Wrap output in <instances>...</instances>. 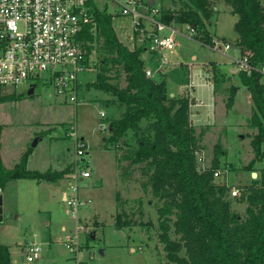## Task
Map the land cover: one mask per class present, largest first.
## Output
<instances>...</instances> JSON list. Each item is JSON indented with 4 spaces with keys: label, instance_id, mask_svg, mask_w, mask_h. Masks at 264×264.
Wrapping results in <instances>:
<instances>
[{
    "label": "rangeland",
    "instance_id": "rangeland-1",
    "mask_svg": "<svg viewBox=\"0 0 264 264\" xmlns=\"http://www.w3.org/2000/svg\"><path fill=\"white\" fill-rule=\"evenodd\" d=\"M155 1L159 8L178 9L181 6V0ZM213 21L210 31L215 42L219 45H223L224 41L233 43L236 16L230 13L227 4L222 2ZM113 24L119 39L129 48H134L138 41H132L129 37L130 22L125 18H116ZM182 30L186 32L185 27ZM176 40L179 49L173 56L175 64L166 66L164 70L168 92L178 95L185 89L178 97L193 99L191 92L194 90V96L205 103L200 109L202 119H206V103L211 101V91L201 84L207 80L202 72L209 74L208 78L214 85L217 83L219 93L214 97L212 121L197 128V143L200 146L197 161L200 167H209L213 147L216 142L221 143L225 153L220 158L217 170L221 172L215 176V181L229 185L227 197L231 198L234 186L247 189L251 183L253 175L243 166L253 158L250 135L256 130L248 125L252 107L247 104L246 92L238 91L232 109L226 108L230 84L222 79L232 75V58L236 56L237 49L232 47L227 52L216 51L214 46L210 48L201 40L192 39L183 33L177 35ZM92 55V59L99 63L98 53L94 51ZM189 66L190 72L187 71ZM98 71L99 65L96 64L94 73L79 74L81 86L77 105L65 101L64 97L50 96L52 89L42 83L38 84L32 96L27 95L28 87L10 86L0 90L1 95L14 96L0 102L2 166L12 168L28 151V169L61 171L70 166L62 175L63 180L54 182V185L49 184V187L41 188L34 186L36 184L20 182L6 186L5 221L11 226L13 235H24L17 237L14 242L16 246L19 245L18 239L24 241L18 246L24 258L19 257L16 264H25V250L35 238L43 244V250L41 257L29 264H160L155 245L165 254L164 243L158 235L161 219L158 208L163 201L152 194L149 187H143L142 181L147 178L140 173L139 164L132 166V178L122 175L124 167L129 165L127 160H123V155L137 146L135 131H129L116 142H109L110 129L99 128L102 123L108 127L111 120L120 116L124 106L115 96L91 85ZM109 76L112 84L124 85L122 73L114 71ZM234 83L241 84L239 75L235 76ZM261 83L264 86V76L261 77ZM190 109L193 114V105ZM102 111L106 113L104 118L100 115ZM147 124L146 120L140 123L141 131L147 129ZM79 140L87 146V153L81 157L77 156ZM75 168L90 172L89 177L78 181L82 204L76 210L70 209L64 200V191L70 189L69 181L73 179L70 176L76 171ZM139 199L143 201L142 204ZM119 202L125 205L134 218L143 219L147 224L117 229L113 218ZM233 207L235 211L246 215V201L240 200ZM141 208L144 211L142 216L139 214ZM67 233L71 234L72 239L66 241ZM92 233L95 238L91 237ZM170 234L177 236L173 230ZM68 243L72 244L74 251ZM103 246L106 250L101 253Z\"/></svg>",
    "mask_w": 264,
    "mask_h": 264
},
{
    "label": "trees",
    "instance_id": "trees-1",
    "mask_svg": "<svg viewBox=\"0 0 264 264\" xmlns=\"http://www.w3.org/2000/svg\"><path fill=\"white\" fill-rule=\"evenodd\" d=\"M214 0H181L180 8H161L162 21L188 24L197 31V38L213 44L207 23L214 13ZM238 16L234 24L236 44L241 51L252 52L251 63L264 66V5L260 0H223ZM95 34L87 30L84 38L98 53L99 71L91 85L115 96L124 106L118 118L109 122V142H116L129 131H135L136 147L123 155L129 165L122 175L132 178V166L139 164L140 173L146 176L143 187L163 201L158 208L160 240L163 252L155 245L160 264H264V86L262 75L253 70L251 75L238 71L241 85L251 98L252 114L248 120L254 131L250 135L252 160L243 166L257 172L247 189L240 196L228 198L229 185L215 181V171L225 151L221 143L213 147L212 163L200 168L197 154V127L191 121L188 96L171 97L164 81L145 75V63L140 57L143 45L129 48L121 41L112 24L107 9L97 6ZM92 46L88 48L90 50ZM122 73L124 85L110 82L112 72ZM226 79H222V81ZM217 90V83L214 85ZM0 86V90H1ZM226 108L232 109L238 86L228 87ZM13 94L1 95L0 102L12 99ZM147 121V129L141 131L140 123ZM140 130V133H137ZM30 151L25 152L10 169L0 160V187L14 179L58 180L70 169L40 171L28 169ZM240 197V198H238ZM119 199V197L117 198ZM141 201V199H139ZM247 202L246 215L234 210V203ZM143 201H141V204ZM114 215L116 227H132L147 224L136 219L125 205H117ZM139 214H144L141 208ZM0 264H12L9 245L1 239ZM174 231L176 237L170 233ZM92 238H95L91 235Z\"/></svg>",
    "mask_w": 264,
    "mask_h": 264
},
{
    "label": "built area",
    "instance_id": "built-area-1",
    "mask_svg": "<svg viewBox=\"0 0 264 264\" xmlns=\"http://www.w3.org/2000/svg\"><path fill=\"white\" fill-rule=\"evenodd\" d=\"M151 1L0 0V86L28 89L34 86L35 89L42 83L52 89L50 96L64 97L65 101L77 105L81 86L79 74L96 71L97 62L92 59L95 48L85 40L84 34L87 30L93 35L96 32L97 6L108 10L112 15V24L116 18H125L130 22L129 37L144 46L140 57L145 63V75L154 78L163 73L166 66L175 64L173 56L179 49L177 35L183 33L192 39H199L195 28L188 24L162 21L161 8ZM184 27L186 32H182ZM208 45L210 48L214 46L216 51L230 48L229 44L221 46L215 41ZM90 46L92 48L88 50ZM251 58L250 50L241 51L234 59L236 71L251 75L253 70H257L264 76V66L256 67ZM100 115L106 117L103 111ZM99 128L106 130L109 126L102 123ZM77 146H80L77 156H84L87 153L84 141L79 140ZM220 172L216 170L215 176H219ZM89 176V170L79 171L78 168L71 174V186L64 197L70 209L76 210L81 206L78 181ZM242 189L234 186L231 196H240ZM68 237L72 239L70 235ZM68 246L75 250L72 244L68 243ZM42 250L43 244L34 239L25 250L24 263L40 258Z\"/></svg>",
    "mask_w": 264,
    "mask_h": 264
},
{
    "label": "crops",
    "instance_id": "crops-1",
    "mask_svg": "<svg viewBox=\"0 0 264 264\" xmlns=\"http://www.w3.org/2000/svg\"><path fill=\"white\" fill-rule=\"evenodd\" d=\"M222 2L223 3H225L223 0L221 1V0H216V1H213V4H214V6H213V8H214V13H213V15H212V17L208 20V21H206V23H207V28H208V30H209V32H210V34H211V36H212V38L214 39V41L216 40L215 38H214V36H213V34H212V32L210 31V26L212 25V23H214V18L216 17V14H217V11H219V6L220 5H222ZM260 2L264 5V0H260ZM151 3H153L155 6H156V1L155 0H152L151 1ZM228 10L230 11V13H231V8H230V6L228 5ZM232 14V13H231ZM233 15V14H232ZM235 16H236V22H237V19H238V16L236 15V14H234ZM235 22V23H236ZM234 23V24H235ZM237 33H236V37H235V40H234V42L233 43H231V42H229V41H224V44H229L230 45V48L228 49V50H226V51H222V52H227V51H229L232 47H236V49H237V54H236V56L235 57H233L232 59V66H231V70H230V73H232V75L231 76H229V77H227L226 78V81L227 82H229V84L231 85H237L238 86V91H244V93L246 92L247 93V98H248V100H247V104L250 106L251 105V98H250V94L248 93V91L241 85V84H235L234 83V80H235V76L237 75L238 76V71H236V69H235V62H234V59L235 58H237L238 57V55H239V53L241 52V49H240V47H238V45L236 44V41H237ZM221 46H223V45H221ZM172 66V65H171ZM193 67V66H192ZM191 67V68H192ZM202 68H205V66H203ZM187 71H189L190 72V66H189V69L187 70ZM203 71H204V69H203ZM202 74H205L206 75V79L207 80H205V82L204 83H201V84H203V86H205V87H208L209 89H210V91H211V101L209 102V103H206V107L208 108V111H207V114H206V119H202V117L201 116H203L202 115V113H201V106H203L205 103H203L202 102V100H199L196 96H194V90H192V92H191V95H192V101H193V103H198V104H200V105H194L193 103H192V105H193V108H195V109H192V110H195V112H193V114H191V121H192V124L194 125V126H196L197 128H199V127H201L202 125H206V124H209V123H211V121H212V118H213V114H214V107H215V96H218V91L217 90H215V87H214V84L212 83V81L208 78V76H209V74H207L206 72H202ZM200 77H201V75H200ZM154 78H156L157 79V81H164L165 82V89H166V92L171 96V97H177L179 94H181L183 91H181V93H179L178 95L177 94H175L174 92H168V88H167V84H166V79H167V75H165V73L163 72V73H160L159 75H156ZM226 81H224L223 80V82H226ZM190 84V83H189ZM242 87V88H241ZM188 88V87H187ZM190 90V89H189ZM191 91V90H190ZM194 92V93H193ZM238 93V92H237ZM237 95V94H236ZM197 100V102H195V99ZM192 113V112H191ZM209 119H211V120H209ZM27 163H28V161H27ZM28 166V165H27ZM14 180H16V181H10V182H8L4 187H0V193L2 194V204H3V219H2V224H1V239H3V241L5 242V243H7L8 245H9V249H10V252H11V256H12V264H16V262H18V260H19V257H23V256H21L22 255V252H21V250H20V248L18 247L21 243H23L24 241L23 240H21V239H18V242H19V245H14V242H15V240H16V238L17 237H24V235H22V234H18V233H15V235H13V230L11 229V226L5 221V215H4V200H5V190H6V186L8 185V184H14V183H18V182H20V183H25V184H36V185H34V186H39V187H44V186H47V187H49V184L51 185H54V182L55 183H57V182H60V180H63V179H58V180H55V181H53V180H49V181H47V180H35V179H30V180H28V179H14ZM19 180V181H18ZM22 180H27V181H22ZM65 192L66 191H64V197H65ZM116 208H117V206H116ZM17 215H19V214H17ZM113 218V217H112ZM114 219V218H113ZM115 222H116V220L114 219V225H115V227H116V224H115ZM105 224L103 223L102 224V226H104ZM101 226V227H102ZM117 228V227H116ZM118 229V228H117ZM69 235H71L70 233H67V235H66V241L68 240V236ZM95 236V235H94ZM26 238V237H25ZM33 239H34V237H33ZM36 239V238H35ZM133 249H136V248H132V250ZM102 250H103V252L106 250V247L105 246H103V248H102ZM24 258V257H23Z\"/></svg>",
    "mask_w": 264,
    "mask_h": 264
},
{
    "label": "water",
    "instance_id": "water-1",
    "mask_svg": "<svg viewBox=\"0 0 264 264\" xmlns=\"http://www.w3.org/2000/svg\"><path fill=\"white\" fill-rule=\"evenodd\" d=\"M34 86H31L28 90H27V95L32 96L34 94ZM111 130V128H110ZM36 144V140L32 143V145L34 146ZM253 177L257 176V172H252ZM3 219V204H2V194L0 193V222ZM92 235L94 236V233H92ZM100 252L103 253L102 248L100 249Z\"/></svg>",
    "mask_w": 264,
    "mask_h": 264
}]
</instances>
